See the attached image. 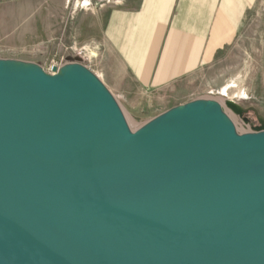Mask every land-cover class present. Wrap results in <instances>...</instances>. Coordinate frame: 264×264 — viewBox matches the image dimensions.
<instances>
[{
  "label": "water",
  "instance_id": "95a60500",
  "mask_svg": "<svg viewBox=\"0 0 264 264\" xmlns=\"http://www.w3.org/2000/svg\"><path fill=\"white\" fill-rule=\"evenodd\" d=\"M0 60V264H264V131L209 101L133 131L79 64Z\"/></svg>",
  "mask_w": 264,
  "mask_h": 264
},
{
  "label": "rangeland",
  "instance_id": "374dc122",
  "mask_svg": "<svg viewBox=\"0 0 264 264\" xmlns=\"http://www.w3.org/2000/svg\"><path fill=\"white\" fill-rule=\"evenodd\" d=\"M146 2L0 0V60L34 64L45 72L66 64L91 66L88 69L101 77L133 131L182 105L210 99L233 102L242 109L241 117L222 104L239 133L263 132L264 0H176L156 84L170 23L154 64H147L148 79L127 58L131 35L116 41L108 34L115 14L131 21ZM86 15L90 19L103 16L102 33L85 36L77 29V22ZM211 17L215 18L206 36L205 58L199 63L205 41L203 24L206 27ZM215 26L228 30L225 41L214 37ZM126 30L127 25L124 34Z\"/></svg>",
  "mask_w": 264,
  "mask_h": 264
},
{
  "label": "crops",
  "instance_id": "0c3cea01",
  "mask_svg": "<svg viewBox=\"0 0 264 264\" xmlns=\"http://www.w3.org/2000/svg\"><path fill=\"white\" fill-rule=\"evenodd\" d=\"M175 3H176V0H147L144 8L142 9L140 13L137 14V17L135 19L126 22L123 16H120V14L117 13L115 14V16L111 18V21H110V28H109L108 34L114 40L118 41L122 39L121 36L131 35L129 39L128 49H127L129 56H127V58L129 62L134 65L138 74L142 76H146L145 78L147 79L150 76V71H148L147 64L149 63V67H151L152 64H154L156 56H157V52L160 49L161 42L163 40L165 31L170 23L169 31L164 40L162 53L158 61L155 78H154V84H156L155 82L157 80L158 71L160 68V64L162 62V57H163L164 49L166 46V41L168 39L172 23L175 19L174 18L172 22H170ZM212 18L214 22L215 17H211L210 20L205 21L206 27H205V24H203V31L205 32V41L203 43L202 50L200 53L199 63H201L205 58L206 49L208 45L206 43V36L209 31ZM103 22H104L103 16L97 19H90V17L86 15L83 17V19L80 22H77L76 27L78 30L82 32L83 35L94 36V35H99L100 33L103 32L104 30ZM125 25H127V30L125 31V34H124L123 28ZM214 55L215 53L213 54L212 58L214 57ZM93 56L96 57V54H93ZM88 68L92 69L91 66H89ZM149 70H151V68H149ZM188 72L189 71L182 73L170 79L169 81H172L176 78L186 75ZM99 78L101 79V77ZM169 81H166L163 83H167ZM163 83H159V84H163Z\"/></svg>",
  "mask_w": 264,
  "mask_h": 264
},
{
  "label": "bare ground",
  "instance_id": "6f19581e",
  "mask_svg": "<svg viewBox=\"0 0 264 264\" xmlns=\"http://www.w3.org/2000/svg\"><path fill=\"white\" fill-rule=\"evenodd\" d=\"M228 31V30H227ZM227 31H225V30H223L222 28H220V27H216L215 26V28H214V37L219 41V42H223V41H225V39L227 38V36H228V32ZM11 65H13V66H15V67H24V66H26V64L28 65L29 63H25V62H20V61H12V63H10ZM67 65H71V64H66V65H64V66H67ZM64 66H61V67H56L57 69H61V68H63ZM96 76V79L98 80V82H100L102 85H104L105 86V84L102 82V80L97 76V75H95ZM106 87V86H105ZM208 101L209 102H212V103H214V104H217L218 106H220L221 107V109L224 111V113H225V115L229 118V119H231L230 117H229V113H227V111H226V108L224 107V106H226L228 109H230L231 111H233L235 114H237V115H239V116H243L242 115V109L238 106V105H236V104H234L233 102H227L226 104H225V102H223V103H220V102H218V101H215V100H210V99H208ZM119 104V103H118ZM224 106H223V105ZM120 108H121V106H120ZM185 108V105H182L181 107H179L178 109H181V110H183ZM123 111V110H122ZM229 111V110H228ZM124 113V112H123ZM125 115V114H124ZM125 118H126V116H125ZM127 120V119H126ZM128 122V121H127ZM239 132V131H238Z\"/></svg>",
  "mask_w": 264,
  "mask_h": 264
},
{
  "label": "built area",
  "instance_id": "2783aa9c",
  "mask_svg": "<svg viewBox=\"0 0 264 264\" xmlns=\"http://www.w3.org/2000/svg\"><path fill=\"white\" fill-rule=\"evenodd\" d=\"M56 68V67H53L49 72H47L48 74H54L53 73V69Z\"/></svg>",
  "mask_w": 264,
  "mask_h": 264
}]
</instances>
